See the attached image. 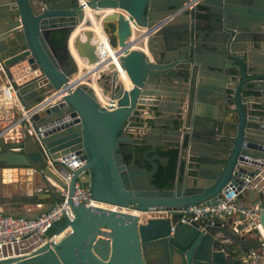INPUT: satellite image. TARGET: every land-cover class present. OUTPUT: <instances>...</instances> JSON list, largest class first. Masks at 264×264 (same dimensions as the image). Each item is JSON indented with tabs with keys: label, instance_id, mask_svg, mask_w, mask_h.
Segmentation results:
<instances>
[{
	"label": "water",
	"instance_id": "obj_1",
	"mask_svg": "<svg viewBox=\"0 0 264 264\" xmlns=\"http://www.w3.org/2000/svg\"><path fill=\"white\" fill-rule=\"evenodd\" d=\"M183 1L0 0V60L15 72L31 124L0 88V133L15 121L21 127L15 142L0 136V167H19L25 176L10 202L35 200L49 180L70 195L78 180L95 200L170 211L140 220L68 198L72 216L44 227L48 241L0 264H233L228 244L261 245L237 234L229 218L181 220L179 209L214 203L222 189L237 191L264 171V0H198L171 14ZM88 7L109 44L114 38V59H99ZM56 30L64 31L60 42L52 38ZM88 74L97 88L80 80ZM138 97L147 117L134 104ZM125 121L142 131L147 166L126 158L123 146L134 136ZM37 127L35 137L28 128ZM168 151L173 174L156 185ZM47 159L60 173L70 170L67 185ZM235 196L238 205L259 201L264 231V186H245Z\"/></svg>",
	"mask_w": 264,
	"mask_h": 264
},
{
	"label": "built area",
	"instance_id": "obj_2",
	"mask_svg": "<svg viewBox=\"0 0 264 264\" xmlns=\"http://www.w3.org/2000/svg\"><path fill=\"white\" fill-rule=\"evenodd\" d=\"M197 1L198 0H185L180 6L173 9L171 14L178 13L180 10L185 8L191 9ZM106 40L109 43L107 36ZM94 41L97 43L96 47L99 59L102 60L103 58L109 56V54L106 53L104 47L101 46V42L97 39H94ZM0 77L2 79L0 88L2 89L3 95H8L11 97L12 106L16 108L21 114H23L24 124H28L31 127L29 114L23 109L16 96V86L13 82L14 77L7 73L1 60ZM83 82L93 87L91 83L86 81ZM93 83L95 84V79ZM13 124L19 125V123L16 121ZM124 126L128 131H132L133 129V124L131 121H125ZM28 129L30 134L37 137L41 127H37V131H35L33 128ZM7 131L11 132L12 127L0 133V136H2L3 140L15 142L20 138L21 127L18 131H16L17 134H6L5 132ZM56 159L65 163L67 161V159H63L60 156L56 157ZM46 163L67 185L69 181L70 170H68L66 173H60L54 167V164L50 159H47ZM49 182L50 185L55 187L57 190L58 198L53 200L46 209L39 211L35 215L26 216L22 214L6 212L4 211L3 205L0 202V258L28 253L41 243L48 241L44 234V227L63 215H68L69 217L72 216L70 205L67 201L68 198L72 205L88 200V204L90 205H98L100 203L107 205V208L116 210H120L118 207H124L91 198L89 191H87V184L81 183L78 180L73 182L72 193L70 195L66 189L61 188L50 180ZM245 186H251L255 190L262 189L264 186V173L255 174L250 180H246L237 191L242 190ZM237 191L228 192V190L222 189L220 191V196L217 197V200L214 203H198L192 206L180 207V218L181 220H184L182 215L188 216V219L197 217L211 218L213 216L224 219L229 218L231 221L230 228H232L237 234L242 235L243 237H258L262 240L261 245L256 248H241L239 245L234 243V248L231 249L233 264H257L258 260L264 256V231L258 221L259 201L256 199L250 201L247 204L238 205L237 198L235 196ZM129 212L139 215L138 217L142 220H144L146 217H164L170 215V211L166 209H147L145 211H140L132 207L131 211ZM172 230L173 225L170 223L168 233L171 234ZM215 235L218 236L223 242L232 243V240L220 230L215 231Z\"/></svg>",
	"mask_w": 264,
	"mask_h": 264
},
{
	"label": "crops",
	"instance_id": "obj_3",
	"mask_svg": "<svg viewBox=\"0 0 264 264\" xmlns=\"http://www.w3.org/2000/svg\"><path fill=\"white\" fill-rule=\"evenodd\" d=\"M13 75H14L13 77L15 78V72L13 73ZM144 110H145V108H144ZM145 112L147 113L146 110H145ZM17 116L18 115H16L14 118H17ZM19 128H20L19 125L15 124L14 126H12V131L11 132L7 131L5 133L6 134H8V133L9 134H17L16 131H18ZM20 170H21V168L14 167V166H10V167L1 166L0 167V191H1V195L4 196L0 200V202L2 203L3 209L6 212L15 213V214H22V215H26V216L35 215L39 211H41L43 209H46L52 203L53 197L50 194V190L56 192V194H57V190L55 189V187L50 185L45 190H43V189L37 190L36 189L38 191V196L33 201H28V202H25V203H19V202L13 203V202H10V198L5 196L6 195L5 192H3L4 191L3 186H5V184H7L9 182H14L16 185L18 184V186H20L22 181H23V179H24V177H25L24 174L22 172H20ZM261 173H264V171L261 172ZM140 220H142V219H140ZM257 264H264V256L261 257L258 260Z\"/></svg>",
	"mask_w": 264,
	"mask_h": 264
},
{
	"label": "flooded vegetation",
	"instance_id": "obj_4",
	"mask_svg": "<svg viewBox=\"0 0 264 264\" xmlns=\"http://www.w3.org/2000/svg\"><path fill=\"white\" fill-rule=\"evenodd\" d=\"M89 83H91L92 86L96 88L93 82H89ZM139 110L141 111V109ZM141 113L143 114V116L147 117L145 110L144 111L142 110ZM132 121L138 122V118H134L132 119ZM131 132L132 135L134 136V142L125 144V146H123V150L128 151L132 155L133 159H137L140 165L147 166L146 161L142 159V154H141V149L144 146L140 144L141 140L139 137H141L140 135L142 134V131L139 130L138 131L139 133L137 134L134 131ZM173 165H174V159L173 162H171L169 156L166 159L165 163L161 167H158L157 170L155 171L152 178V182H154L156 185H165L166 184L165 178L170 177L173 174V170H172ZM157 182L159 184H157Z\"/></svg>",
	"mask_w": 264,
	"mask_h": 264
},
{
	"label": "bare ground",
	"instance_id": "obj_5",
	"mask_svg": "<svg viewBox=\"0 0 264 264\" xmlns=\"http://www.w3.org/2000/svg\"><path fill=\"white\" fill-rule=\"evenodd\" d=\"M108 10H111V8H102L99 10V12L102 13V12H105ZM84 15H85V17H87L89 19V27L92 29V39H97L98 41H100L101 42L100 44H101V46L104 47L106 53H108L109 56H111V58L114 59L115 55L113 54L111 47L109 46V43L106 40V35L100 26L99 18H95L92 16V9L89 7L84 9ZM77 65H78V73H82L84 70H86V67H84L81 62L78 61ZM80 80L86 81L88 83L94 82L92 74L82 75ZM143 101H144L143 97L142 98L138 97V101H134L135 106H137L139 109H141V111L142 110L144 111ZM98 206H101V204L99 203Z\"/></svg>",
	"mask_w": 264,
	"mask_h": 264
},
{
	"label": "trees",
	"instance_id": "obj_6",
	"mask_svg": "<svg viewBox=\"0 0 264 264\" xmlns=\"http://www.w3.org/2000/svg\"><path fill=\"white\" fill-rule=\"evenodd\" d=\"M63 33H64L63 30H56V31L54 32V36H52V38H53L55 41L60 42V41H61V38H62V36H63ZM113 43H114V38H111V39H110V44H113ZM168 152H169V156H170V161L173 162V159H174V152H173V151H168ZM126 158H127V159L132 158V155H131L130 153H127V154H126ZM134 160H135L136 162H138L137 159H134ZM157 184H159V183L157 182ZM50 194L52 195L53 200H55V199L58 198V195L56 194V192L50 190ZM39 199H40V198H39ZM228 246H229L231 249L234 248V244H228Z\"/></svg>",
	"mask_w": 264,
	"mask_h": 264
},
{
	"label": "rangeland",
	"instance_id": "obj_7",
	"mask_svg": "<svg viewBox=\"0 0 264 264\" xmlns=\"http://www.w3.org/2000/svg\"><path fill=\"white\" fill-rule=\"evenodd\" d=\"M2 187V186H1ZM4 191L5 192V196L10 197L12 194H16V193H20L21 192V187L18 186V184L16 185L14 182H9L7 184H5V186H3ZM4 196L1 195V191H0V200L3 198ZM101 206L106 207L107 205L105 204H101ZM120 210L123 211H131L132 207L131 206H124V207H118Z\"/></svg>",
	"mask_w": 264,
	"mask_h": 264
}]
</instances>
